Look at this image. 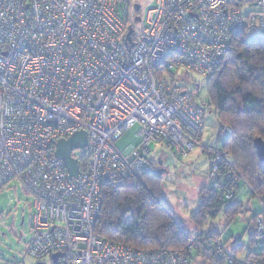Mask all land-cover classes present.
<instances>
[{"label": "built area", "instance_id": "2783aa9c", "mask_svg": "<svg viewBox=\"0 0 264 264\" xmlns=\"http://www.w3.org/2000/svg\"><path fill=\"white\" fill-rule=\"evenodd\" d=\"M248 1L243 12L240 0H155L139 25L135 0H2L0 190L16 181L32 198L27 253L37 264H192L200 241L224 264H264V196L221 147L201 143L205 107L177 84L179 71L215 74L239 34L264 36V0ZM135 124L139 144L119 151L115 143ZM81 130L87 145L80 156L72 150L79 173L71 178L55 145ZM230 132L216 119L217 140ZM151 142L182 158L198 148L209 189L230 203L238 183L247 187L259 203L253 252L241 256L205 228L178 250L99 237L100 188L154 172Z\"/></svg>", "mask_w": 264, "mask_h": 264}, {"label": "trees", "instance_id": "16d2710c", "mask_svg": "<svg viewBox=\"0 0 264 264\" xmlns=\"http://www.w3.org/2000/svg\"><path fill=\"white\" fill-rule=\"evenodd\" d=\"M247 1L240 0L241 3ZM248 34L243 32L235 38L220 69L207 78L208 111L231 129L220 139V147L252 190L264 196V162L260 161L254 147V139L264 140V36L248 39ZM171 78L174 80L173 74ZM235 80H239V84L233 83ZM192 91L195 94V90ZM158 170L141 178L102 185L101 206L94 226L99 237L142 249L178 250L185 246L188 233L168 206L163 195L162 174ZM240 183L235 186L237 193ZM198 198V207L190 214L191 221L196 230L208 228L217 237L222 234L209 225V220L222 213L230 223L242 207L239 201L230 203L224 199L222 191L213 192L208 186L199 189ZM254 220L252 216L248 227L252 245L255 242ZM200 243L205 246V242ZM242 248L240 241L233 246L237 253ZM210 250L218 264H224L212 248ZM253 251L251 248L245 255Z\"/></svg>", "mask_w": 264, "mask_h": 264}, {"label": "rangeland", "instance_id": "374dc122", "mask_svg": "<svg viewBox=\"0 0 264 264\" xmlns=\"http://www.w3.org/2000/svg\"><path fill=\"white\" fill-rule=\"evenodd\" d=\"M135 1L140 5L139 14L142 17V22L139 25H142L146 11L154 5L155 0ZM242 6L250 9L251 1L242 3ZM262 36L260 32L256 31L249 33L247 38L252 39ZM233 83L239 84V80H235ZM177 84L191 90L192 94V90H195V94H193L195 99L207 111L201 143L220 147V140H217L216 135V117L213 112L208 111L207 79L190 71L186 75L179 71ZM138 131L139 124H135L126 130L115 143L116 148L119 151H124L129 145L137 146L141 140ZM148 148L155 169L163 170V195L169 208L174 213L176 221L187 233H195L197 230L191 221L190 214L198 207L199 189L209 184L207 156L201 153L198 148H195L185 158H181L166 143L151 142ZM82 153V149L74 150V155L80 156ZM159 159L162 161L161 164H159ZM242 177L244 178L243 175ZM239 188L237 199L242 207L245 209L247 205H250L251 210L247 213V216L242 219L235 218L227 223L225 216L219 213L216 218L209 220V225L211 224L221 232L220 239L228 248H233L240 241L243 248L238 251V254L243 256L251 248H254L250 241L248 227L252 216L256 220L259 203L255 197L250 195L245 185L240 183ZM31 215L32 198L23 191L18 182L11 181L0 190V264H37V261L27 253V245L32 237ZM209 246L206 248L203 246L198 247L194 251L192 264H218L211 254V247Z\"/></svg>", "mask_w": 264, "mask_h": 264}, {"label": "water", "instance_id": "95a60500", "mask_svg": "<svg viewBox=\"0 0 264 264\" xmlns=\"http://www.w3.org/2000/svg\"><path fill=\"white\" fill-rule=\"evenodd\" d=\"M140 5L138 3L135 4V10L139 11ZM140 16H136V21H140ZM132 33V30H129L126 34V40L130 39V35ZM87 145V133L86 131H77L73 133L71 136H69L66 139H60L56 145H55V157L61 160L67 170V173L69 177L76 178L79 173V167L77 159L72 156V150L73 149H81L86 147ZM254 147L256 149V153L258 155V158L260 161L264 162V140L260 138L254 139ZM159 164L162 163V161L159 159ZM161 169L158 170L159 174H162ZM60 254H55L53 256L54 260L59 256ZM40 264V263H38Z\"/></svg>", "mask_w": 264, "mask_h": 264}, {"label": "crops", "instance_id": "0c3cea01", "mask_svg": "<svg viewBox=\"0 0 264 264\" xmlns=\"http://www.w3.org/2000/svg\"><path fill=\"white\" fill-rule=\"evenodd\" d=\"M242 11H243V12H247V11H249V9H247V8H245V7L242 6ZM238 201H239V200H238Z\"/></svg>", "mask_w": 264, "mask_h": 264}, {"label": "clouds", "instance_id": "9594fccd", "mask_svg": "<svg viewBox=\"0 0 264 264\" xmlns=\"http://www.w3.org/2000/svg\"><path fill=\"white\" fill-rule=\"evenodd\" d=\"M207 112V111H206Z\"/></svg>", "mask_w": 264, "mask_h": 264}]
</instances>
